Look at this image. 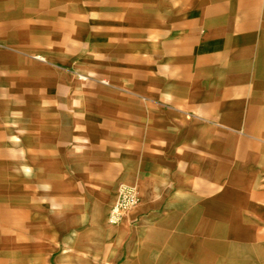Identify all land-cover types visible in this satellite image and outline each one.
<instances>
[{"label": "crops", "instance_id": "0c3cea01", "mask_svg": "<svg viewBox=\"0 0 264 264\" xmlns=\"http://www.w3.org/2000/svg\"><path fill=\"white\" fill-rule=\"evenodd\" d=\"M99 263L264 264V0H0V264Z\"/></svg>", "mask_w": 264, "mask_h": 264}, {"label": "built area", "instance_id": "2783aa9c", "mask_svg": "<svg viewBox=\"0 0 264 264\" xmlns=\"http://www.w3.org/2000/svg\"><path fill=\"white\" fill-rule=\"evenodd\" d=\"M138 187L130 184L119 186L118 198L112 204L108 221L111 224L119 223L122 218L139 203Z\"/></svg>", "mask_w": 264, "mask_h": 264}, {"label": "bare ground", "instance_id": "6f19581e", "mask_svg": "<svg viewBox=\"0 0 264 264\" xmlns=\"http://www.w3.org/2000/svg\"><path fill=\"white\" fill-rule=\"evenodd\" d=\"M113 188L114 187L106 184L102 188V191L99 195H101V197H103L105 201L111 200L112 198L115 197V190ZM124 223L125 221L123 220L121 224H117L113 226L108 222L106 214H104L102 218H92L91 227L94 228V226L98 224V225H102L104 230H113V229L119 230L120 228L124 227L125 225ZM98 230H101L100 227L98 228Z\"/></svg>", "mask_w": 264, "mask_h": 264}, {"label": "rangeland", "instance_id": "374dc122", "mask_svg": "<svg viewBox=\"0 0 264 264\" xmlns=\"http://www.w3.org/2000/svg\"><path fill=\"white\" fill-rule=\"evenodd\" d=\"M112 178H113V172H112V170H111V168H109V167H107V169H106V171H105V179H106V182H110L111 180H112ZM107 184V183H106ZM114 190H115V197H114V199H112V201H113V203L116 201V199L118 198V191H119V186H116V187H114L113 188ZM108 201H110V200H108ZM107 201V202H108ZM111 202V201H110ZM112 203V204H113ZM112 206V205H111ZM111 206L109 205V206H107L106 207V210H105V214H107L106 212L109 210L110 211V209H109V207L111 208ZM109 211H108V214H109ZM107 220H108V216H107ZM109 222V221H108ZM131 223H135V220H132L131 221ZM111 224V223H110ZM111 225H113V224H111ZM132 226L133 225H135V224H131ZM113 226H115V225H113ZM42 262V261H41ZM100 264V263H99Z\"/></svg>", "mask_w": 264, "mask_h": 264}]
</instances>
